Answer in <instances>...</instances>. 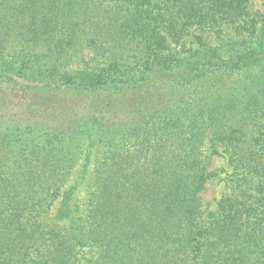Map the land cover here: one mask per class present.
I'll return each mask as SVG.
<instances>
[{
	"label": "trees",
	"instance_id": "trees-1",
	"mask_svg": "<svg viewBox=\"0 0 264 264\" xmlns=\"http://www.w3.org/2000/svg\"><path fill=\"white\" fill-rule=\"evenodd\" d=\"M248 3L0 0V264H264ZM194 26L236 36L187 45ZM82 47L107 60L70 68ZM213 156L234 193L209 210Z\"/></svg>",
	"mask_w": 264,
	"mask_h": 264
},
{
	"label": "rangeland",
	"instance_id": "rangeland-1",
	"mask_svg": "<svg viewBox=\"0 0 264 264\" xmlns=\"http://www.w3.org/2000/svg\"><path fill=\"white\" fill-rule=\"evenodd\" d=\"M247 10L252 14L251 17L258 22V29L260 26H264V0H249ZM235 36V32L228 27H223L220 30L209 29L206 27L202 30L194 26L190 30V35H188L186 38L187 45H190V42H193V45H198L197 38H200L201 42H204L210 46H217L224 41L235 38ZM127 49L128 48L125 50ZM134 52L135 50L132 49L127 52V54L131 55L130 60L132 59ZM106 60L107 59L105 55L94 58L93 51L90 48L82 47L71 58L70 68L95 67L98 64H103ZM209 165L210 169L219 171V177L211 179L206 184V188L200 196L203 208L213 210L215 208L216 202L220 198L230 196L234 193V191L227 178H225L226 173L224 170L227 169L225 160L222 157L213 156L210 158ZM57 207L58 202H55L50 212L45 216L46 222L51 223Z\"/></svg>",
	"mask_w": 264,
	"mask_h": 264
}]
</instances>
